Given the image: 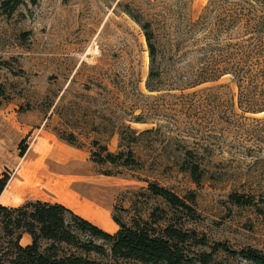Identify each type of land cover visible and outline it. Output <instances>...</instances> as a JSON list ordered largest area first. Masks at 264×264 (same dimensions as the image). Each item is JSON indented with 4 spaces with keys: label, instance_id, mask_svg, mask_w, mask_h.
Instances as JSON below:
<instances>
[{
    "label": "rangeland",
    "instance_id": "374dc122",
    "mask_svg": "<svg viewBox=\"0 0 264 264\" xmlns=\"http://www.w3.org/2000/svg\"><path fill=\"white\" fill-rule=\"evenodd\" d=\"M208 2L37 0L0 15V146L13 164V121L32 123L28 147L42 127L62 146L56 135H74L87 174L106 182L99 190H107L112 217L129 227L146 223L157 234L169 225L189 234L181 246L186 264H205L207 256L208 264H246L215 247L264 253V112L239 107L230 76L205 82L209 41L189 25ZM145 23L155 34V64ZM94 142L112 154L131 150L139 165L94 163ZM149 184L169 189L194 214L151 197ZM231 195L255 205L237 207Z\"/></svg>",
    "mask_w": 264,
    "mask_h": 264
},
{
    "label": "trees",
    "instance_id": "16d2710c",
    "mask_svg": "<svg viewBox=\"0 0 264 264\" xmlns=\"http://www.w3.org/2000/svg\"><path fill=\"white\" fill-rule=\"evenodd\" d=\"M26 2L34 5L37 0H0V15L11 17ZM189 28L202 30L209 41L204 49L210 65L205 82L230 76L239 88V107L250 114L264 112V0H209ZM143 30L155 64V34L150 23H145ZM56 136L69 146L83 148L76 144L74 135ZM29 137L19 144L20 158L27 151ZM93 147L99 151L92 153L93 162L99 165L127 169L139 165L131 150L112 154L97 142ZM198 169H188L196 183L201 181ZM10 179V173L0 177V197ZM147 190L171 210L194 214L188 203L169 189L149 184ZM229 199L237 207L255 205L245 196L231 195ZM113 220L119 230L110 234L59 203L30 201L15 208L0 205V264H102L99 259L105 258L124 264H186L181 246L191 239L189 234L172 225L157 234L146 223L135 221L129 227L117 218ZM24 235L31 239L27 246L22 244ZM44 243L49 246L44 248ZM218 249L239 256L246 264H264V253L254 248L234 252L218 244ZM211 261L212 256H207L204 263Z\"/></svg>",
    "mask_w": 264,
    "mask_h": 264
},
{
    "label": "crops",
    "instance_id": "0c3cea01",
    "mask_svg": "<svg viewBox=\"0 0 264 264\" xmlns=\"http://www.w3.org/2000/svg\"><path fill=\"white\" fill-rule=\"evenodd\" d=\"M31 124L13 121L10 125L17 137L13 164L2 159L4 147L0 146V177L11 173V179L0 197V205L15 208L30 201L59 203L104 231L115 234L119 227L111 215L112 203H105L103 194L107 190H99V186L106 182L102 177L90 178L80 163L76 148L67 144L63 147L52 132L42 127L31 137L25 155L19 157L18 145L32 133L34 127ZM53 159L58 162H53ZM22 242L24 246L29 245L30 236L24 235Z\"/></svg>",
    "mask_w": 264,
    "mask_h": 264
},
{
    "label": "bare ground",
    "instance_id": "6f19581e",
    "mask_svg": "<svg viewBox=\"0 0 264 264\" xmlns=\"http://www.w3.org/2000/svg\"><path fill=\"white\" fill-rule=\"evenodd\" d=\"M27 158H28V157H27ZM28 160H29V158H28ZM32 163H33V161H32ZM32 163H31V164H32ZM22 164L24 165V163H22ZM29 164H30V163H29ZM31 164H30V165H31ZM27 166H29V165H27ZM24 167H25V166H24ZM41 167H42V166H41ZM35 168H36V167H35ZM26 169H27V168H26ZM28 169H29V168H28ZM47 169H48V168H47ZM33 170H34V169H33ZM24 172H25V171H24ZM31 172H32V171H31ZM33 173H34V171H33ZM29 174H30V173H29ZM19 175H21V174H19ZM24 175H27V174L25 173ZM30 175H31V174H30ZM32 176H33V175H32ZM32 178H33V177H32ZM35 178H36V177H35ZM17 181H19V180H17ZM19 182H20V181H19ZM9 191H10V190H9ZM9 191H8V192H9ZM7 194H8V193H7ZM17 200H18V198H17ZM13 201H14V199H13ZM18 201H19V200H18Z\"/></svg>",
    "mask_w": 264,
    "mask_h": 264
}]
</instances>
